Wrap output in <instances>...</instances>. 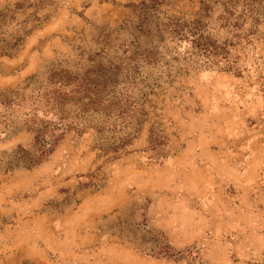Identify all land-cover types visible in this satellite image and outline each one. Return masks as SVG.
Masks as SVG:
<instances>
[{
    "label": "rangeland",
    "instance_id": "rangeland-1",
    "mask_svg": "<svg viewBox=\"0 0 264 264\" xmlns=\"http://www.w3.org/2000/svg\"><path fill=\"white\" fill-rule=\"evenodd\" d=\"M139 1L0 0V100L50 61L118 62L145 46ZM198 7L159 3L173 17ZM257 29L229 49L237 72L159 49L126 153L67 131L41 163L15 164L32 134L6 126L18 111L0 107V264H264L263 17Z\"/></svg>",
    "mask_w": 264,
    "mask_h": 264
},
{
    "label": "trees",
    "instance_id": "trees-1",
    "mask_svg": "<svg viewBox=\"0 0 264 264\" xmlns=\"http://www.w3.org/2000/svg\"><path fill=\"white\" fill-rule=\"evenodd\" d=\"M159 3L140 0L135 4L136 27L146 34L145 46L137 40L132 52L118 62L104 63L96 55H80L72 63L50 61L28 77V91L0 100V107L18 111V123L13 117L6 126L32 134L31 143L18 144L14 150L15 164L31 167L41 163L67 131L78 135L93 131L95 146L104 153L128 152L145 119L144 87L156 80L147 67H159V49L181 52L184 59L203 67L237 72L229 49L237 42L256 41L260 35L257 25L264 18V0H199L191 17L170 16ZM145 22L149 25L144 28ZM215 27L226 35L215 36ZM149 142L151 146L162 142L152 127ZM162 252L170 254L169 249Z\"/></svg>",
    "mask_w": 264,
    "mask_h": 264
}]
</instances>
